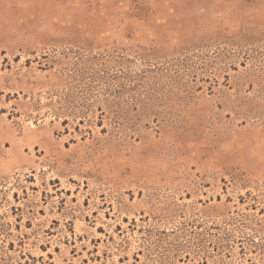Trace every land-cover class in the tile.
<instances>
[{
	"label": "rangeland",
	"instance_id": "obj_1",
	"mask_svg": "<svg viewBox=\"0 0 264 264\" xmlns=\"http://www.w3.org/2000/svg\"><path fill=\"white\" fill-rule=\"evenodd\" d=\"M0 264H264V0H0Z\"/></svg>",
	"mask_w": 264,
	"mask_h": 264
}]
</instances>
